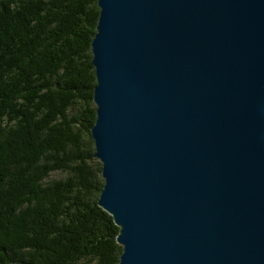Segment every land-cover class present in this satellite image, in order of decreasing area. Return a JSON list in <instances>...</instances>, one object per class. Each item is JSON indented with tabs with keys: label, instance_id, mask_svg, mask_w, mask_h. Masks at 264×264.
<instances>
[{
	"label": "water",
	"instance_id": "1",
	"mask_svg": "<svg viewBox=\"0 0 264 264\" xmlns=\"http://www.w3.org/2000/svg\"><path fill=\"white\" fill-rule=\"evenodd\" d=\"M97 206L118 264H264V0H97Z\"/></svg>",
	"mask_w": 264,
	"mask_h": 264
},
{
	"label": "trees",
	"instance_id": "2",
	"mask_svg": "<svg viewBox=\"0 0 264 264\" xmlns=\"http://www.w3.org/2000/svg\"><path fill=\"white\" fill-rule=\"evenodd\" d=\"M98 13L97 0H0V264H118L89 133Z\"/></svg>",
	"mask_w": 264,
	"mask_h": 264
},
{
	"label": "rangeland",
	"instance_id": "3",
	"mask_svg": "<svg viewBox=\"0 0 264 264\" xmlns=\"http://www.w3.org/2000/svg\"><path fill=\"white\" fill-rule=\"evenodd\" d=\"M93 147V144H92ZM95 163H97L98 165H100V163L94 158L93 159ZM65 177L64 173H53L48 177V181H52V180H58V179H62Z\"/></svg>",
	"mask_w": 264,
	"mask_h": 264
}]
</instances>
